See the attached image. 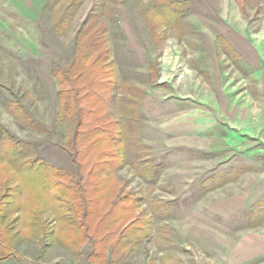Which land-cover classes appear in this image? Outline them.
I'll return each instance as SVG.
<instances>
[{"label":"rangeland","instance_id":"374dc122","mask_svg":"<svg viewBox=\"0 0 264 264\" xmlns=\"http://www.w3.org/2000/svg\"><path fill=\"white\" fill-rule=\"evenodd\" d=\"M80 1L0 0V128L78 170L76 126L57 123L56 71L106 24L104 63L117 82L107 103L122 130L111 148L124 160L103 171L104 199L134 205L105 264H264L252 254L264 233V0H179L174 25L161 0ZM65 14L74 16L61 34ZM40 210L46 230L67 228L55 209ZM22 239L25 264H94L91 240L75 251Z\"/></svg>","mask_w":264,"mask_h":264},{"label":"trees","instance_id":"16d2710c","mask_svg":"<svg viewBox=\"0 0 264 264\" xmlns=\"http://www.w3.org/2000/svg\"><path fill=\"white\" fill-rule=\"evenodd\" d=\"M51 1L56 5L57 0ZM161 1L164 18L168 25H174L179 18L175 5L180 1ZM73 16L59 15L55 29L64 33L62 28L70 27ZM104 25L91 35L85 53L80 52L83 55L76 57L69 69L56 71L60 101L57 123L72 120L76 126L70 150L76 153L78 170L54 166L35 152L32 142L10 138L0 128V262L18 258L25 264L16 245L22 238L34 237L37 241L46 236L48 247L59 242L75 251L91 240L89 259L105 264L109 240L116 248L131 228L133 222L126 223L125 218L134 205L132 199L129 207L121 195L104 199L108 178L101 176L103 171L124 160L111 148L114 143L122 144V130L121 120L115 118L107 103L117 82L106 70L112 71L111 65L104 63L112 53ZM86 35L80 30L77 45ZM43 207L55 209L67 228L46 230L38 216ZM19 222L26 227L17 229Z\"/></svg>","mask_w":264,"mask_h":264},{"label":"crops","instance_id":"0c3cea01","mask_svg":"<svg viewBox=\"0 0 264 264\" xmlns=\"http://www.w3.org/2000/svg\"><path fill=\"white\" fill-rule=\"evenodd\" d=\"M256 203V202H255ZM264 253V233H258L252 238V254L257 256Z\"/></svg>","mask_w":264,"mask_h":264}]
</instances>
